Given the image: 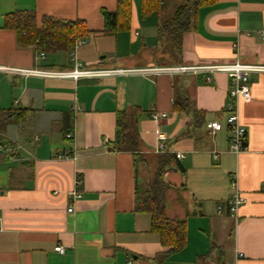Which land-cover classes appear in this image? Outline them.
Wrapping results in <instances>:
<instances>
[{"label": "crops", "instance_id": "0c3cea01", "mask_svg": "<svg viewBox=\"0 0 264 264\" xmlns=\"http://www.w3.org/2000/svg\"><path fill=\"white\" fill-rule=\"evenodd\" d=\"M177 5L163 3L140 17L139 0H132L129 29L112 34L103 30L101 9L114 10L116 0H0V264H264V72L248 73L251 98L238 102L246 149L234 154L225 72L207 82L205 72L142 71L235 60L264 64V0L199 7L178 51L158 32ZM13 11L33 12L37 26L45 15L82 20L87 34L78 60L109 73L73 79L20 72L66 71L74 62L70 49L43 51L45 58L37 59L40 50L18 44L16 30L3 25ZM180 93L202 112L199 125L186 110L174 109ZM133 108H139L137 155L112 148L116 113ZM154 111L168 116L157 124ZM210 120L221 129L207 133ZM157 131L169 152L152 151ZM66 150L69 157H57ZM176 152L183 156L161 165L170 184L165 213L186 221V241L167 252L150 214L135 210L134 199L141 184L151 183L147 158L157 172L160 157ZM234 173L244 202L231 214L225 201ZM75 174L82 176L76 186ZM72 189L79 198L67 195Z\"/></svg>", "mask_w": 264, "mask_h": 264}, {"label": "trees", "instance_id": "16d2710c", "mask_svg": "<svg viewBox=\"0 0 264 264\" xmlns=\"http://www.w3.org/2000/svg\"><path fill=\"white\" fill-rule=\"evenodd\" d=\"M215 0H139V16L157 11L161 4L177 2L173 14L161 20L158 28L159 37L169 38L176 50L180 49L183 32L189 27L190 17L196 10L204 5L212 4ZM132 0H116L114 10L101 9L104 21L103 30L116 34L126 31L130 26ZM4 27L13 28L17 32V43L20 45H33L37 50L50 52L56 50L66 51L73 44V38L84 37L87 34L86 26L82 20L65 21L45 15L41 18L40 26L35 22V14L27 11H13L3 17ZM139 108L133 110H120L117 114V137L113 142L114 150H129L133 155L140 153L139 137L137 134V113ZM177 111L186 110L193 124L199 125L202 112L197 110L189 97L185 94L177 95L174 102ZM175 156L164 155L159 159V168L156 177L147 188L136 191L134 206L137 211L150 214L151 229L158 233L160 242L167 247V252L182 249L186 241V221L184 219L169 218L165 213V193L170 184L162 178L163 164L173 161ZM162 165V166H161Z\"/></svg>", "mask_w": 264, "mask_h": 264}, {"label": "built area", "instance_id": "2783aa9c", "mask_svg": "<svg viewBox=\"0 0 264 264\" xmlns=\"http://www.w3.org/2000/svg\"><path fill=\"white\" fill-rule=\"evenodd\" d=\"M260 35L264 39V28L260 31ZM85 40L81 37L73 38V44L70 48V56L73 60V68L66 71H42V70H20L24 74H37L41 76H53V77H69L77 79L82 76H93L97 74L109 73L108 70H93L89 68H83V64L78 60L76 56V49L82 45ZM37 59H44L45 53L43 51L37 53ZM116 71L125 72L123 69H118ZM144 72L151 73H160L163 71L176 72V73H187V72H205L206 81L211 82V75L215 72H225L230 80L229 95L232 97V100H229L225 103L226 119L225 123L229 131V150L234 154H238L246 149V128L241 124L238 115V102L239 100L248 101L251 98L250 88L248 85V73L250 72H264V64L261 63H244L239 60H235L230 63H215L201 66H169V67H160V68H147L142 70ZM168 116L167 112L164 111H154L151 113V117L154 122L157 124L161 119ZM204 127L207 133L212 134L217 130H220L222 123L215 120H210L204 123ZM66 137H72L71 132L66 133ZM164 134L160 131H157V142L154 148L152 149L155 153H167L169 152L168 148L165 145ZM2 146L0 145V150ZM70 150H66L63 153L58 154V158L69 157ZM183 154L176 152L175 157L180 158ZM82 181V176L80 174H75L74 176V185H79ZM230 190L231 194L226 199V204L228 205L229 211L231 214H234L238 207L244 202V198L240 193L238 186L237 174L234 173L230 180ZM67 195L70 196L73 200L80 197V193L75 189H72L67 192ZM218 211L221 210V205L217 206ZM73 205H70L67 208V211H72ZM54 249L59 253H63L64 247L61 245L55 246ZM128 264L131 263L130 260L127 261Z\"/></svg>", "mask_w": 264, "mask_h": 264}, {"label": "rangeland", "instance_id": "374dc122", "mask_svg": "<svg viewBox=\"0 0 264 264\" xmlns=\"http://www.w3.org/2000/svg\"><path fill=\"white\" fill-rule=\"evenodd\" d=\"M164 42V41H163ZM136 160H137V163H138V167L140 168L141 167V161L139 160V158H138V156H136ZM147 161H149V162H147V168L144 170V172L146 173V175H148V179L150 180V182H153V180L155 179V177H156V169L154 168V161L152 160V159H150V158H147ZM144 166V165H143ZM165 171H167V170H165ZM163 172V173H166V172ZM141 173V172H140ZM143 173V172H142ZM141 173V174H142ZM146 187H147V185H146ZM145 187V184H141L140 185V188L142 189V188H146ZM170 192V191H169ZM167 194V195H166ZM167 196H168V193L166 192L165 193V201H166V199H167Z\"/></svg>", "mask_w": 264, "mask_h": 264}]
</instances>
